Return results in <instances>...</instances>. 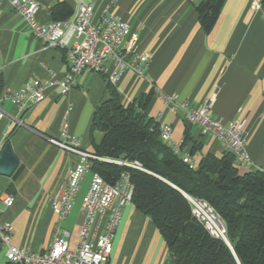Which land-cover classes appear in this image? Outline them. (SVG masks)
<instances>
[{
    "label": "crops",
    "instance_id": "crops-1",
    "mask_svg": "<svg viewBox=\"0 0 264 264\" xmlns=\"http://www.w3.org/2000/svg\"><path fill=\"white\" fill-rule=\"evenodd\" d=\"M36 1L42 6L37 14L41 23L52 20L51 8L57 3L73 11L80 3H91L97 14L108 11L129 24L127 47L133 54L151 55L152 60L143 77L129 69L113 84L122 103L128 106L153 91L156 96L148 114L159 119L161 126L173 128L175 145L184 142L187 124L166 109L161 96L177 94L195 108L213 98L214 118L225 124L243 122L251 164L238 166L239 172H264V8L255 9L251 0H226L216 26L207 34L195 10L202 0H118L115 5H110L111 0ZM67 70L66 52L35 40L24 19L1 0V96L52 75L62 80ZM107 78L85 71L66 96L58 88H49L44 101L24 109L4 101L7 115L0 120V153L10 144L19 165L12 177L0 175V191L11 193L12 189L15 198L11 207L0 203V211L1 220L14 227L12 243L18 248L42 252L50 247L57 216L49 196L63 183L68 168L80 161L50 140L61 141L67 131L79 140L81 150L94 154L90 128L97 107L109 97ZM190 134L195 141L203 140L201 150L191 155L188 143L183 154L198 165L205 155L220 158L227 153L215 137L202 134L197 126H192ZM101 137L95 133L94 141ZM92 173L85 175L81 185L87 182L85 195ZM72 210L61 226L70 233V246L76 248L84 214L83 208L77 214ZM166 258V244L150 218L132 203L126 205L109 264H164ZM0 264H9L3 252Z\"/></svg>",
    "mask_w": 264,
    "mask_h": 264
},
{
    "label": "built area",
    "instance_id": "built-area-1",
    "mask_svg": "<svg viewBox=\"0 0 264 264\" xmlns=\"http://www.w3.org/2000/svg\"><path fill=\"white\" fill-rule=\"evenodd\" d=\"M6 1L24 19L26 29L35 40L46 48L66 52L68 70L62 80L52 75L47 81L34 80L18 92H6L0 97V120L7 115L2 107L6 100L24 109L28 104L44 101L49 88H58L60 95L66 96L85 71L105 75L111 84H115L129 69L143 77L151 63V55L133 54L127 47L131 32L129 24L108 11L97 14L94 4L80 3L68 19L41 23L37 20L42 7L38 1ZM117 2L111 0L110 5ZM262 3L263 0H251V5L257 10L263 9ZM161 99L171 114L181 116L185 123L197 126L202 134L215 137L227 152L235 156L237 166L251 164L243 122L236 120L225 124L214 118L213 98L206 99L198 108L192 107L188 100H181L177 94L161 96ZM155 120L158 122L159 119ZM172 134L170 125L161 126L162 142L170 146L190 168L196 169L197 162L183 154L182 144H172ZM50 142L80 159L68 168L63 183L49 196V205L57 216L51 245L42 252L18 248L12 243L14 227L1 220L0 211V252L4 253L9 264H109L122 210L132 202L134 190L128 171L121 173L114 183H108L98 173H92L82 202L84 220L77 246L73 250L70 248V233L61 224L75 204L85 175L92 171L93 161H108L130 169L145 170L138 161L108 160L84 152L79 140L67 131L63 132L61 141ZM186 197L194 217L206 230L216 238L226 239L225 225L211 206L203 200ZM14 200L13 194L0 191V203L6 207H11Z\"/></svg>",
    "mask_w": 264,
    "mask_h": 264
},
{
    "label": "trees",
    "instance_id": "trees-1",
    "mask_svg": "<svg viewBox=\"0 0 264 264\" xmlns=\"http://www.w3.org/2000/svg\"><path fill=\"white\" fill-rule=\"evenodd\" d=\"M225 2L202 0L196 5L205 33L216 26ZM72 13L65 3L51 8L54 21L68 19ZM106 80L109 97L97 107L90 128L94 155L138 161L145 171L93 161L92 172L108 183L125 171L130 173L131 203L161 234L167 247L164 264H264V172L241 174L229 152L220 158L205 155L196 169L190 168L162 142L161 125L148 114L155 93L143 94L125 106L117 88ZM186 124L181 150L189 143L194 155L203 140L195 141L190 134L193 125ZM95 133L102 135L98 143ZM186 195L211 206L225 225L226 239L212 236L194 217Z\"/></svg>",
    "mask_w": 264,
    "mask_h": 264
},
{
    "label": "water",
    "instance_id": "water-1",
    "mask_svg": "<svg viewBox=\"0 0 264 264\" xmlns=\"http://www.w3.org/2000/svg\"><path fill=\"white\" fill-rule=\"evenodd\" d=\"M18 165L19 160L15 156L11 145L6 144L0 153V175L4 177H12L16 172Z\"/></svg>",
    "mask_w": 264,
    "mask_h": 264
},
{
    "label": "rangeland",
    "instance_id": "rangeland-1",
    "mask_svg": "<svg viewBox=\"0 0 264 264\" xmlns=\"http://www.w3.org/2000/svg\"><path fill=\"white\" fill-rule=\"evenodd\" d=\"M197 158H199V155H197ZM241 174H243V173H241ZM89 176H91V175L88 174V177ZM86 186H87V182H85L84 185L81 186L82 189H80L79 194L77 196V199L75 201V204L73 206V210H72L73 211L72 212L73 214L74 213L77 214V213H79L82 210V202H83V198H84V195H85L84 189H85ZM70 248L73 250L75 248V246H72V247L70 246Z\"/></svg>",
    "mask_w": 264,
    "mask_h": 264
}]
</instances>
